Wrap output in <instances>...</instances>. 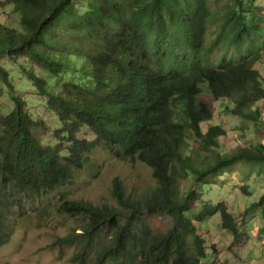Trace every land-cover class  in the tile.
I'll return each mask as SVG.
<instances>
[{
    "label": "trees",
    "instance_id": "obj_1",
    "mask_svg": "<svg viewBox=\"0 0 264 264\" xmlns=\"http://www.w3.org/2000/svg\"><path fill=\"white\" fill-rule=\"evenodd\" d=\"M257 1L227 0L213 11L208 0H0L16 23L0 20V58L20 67L19 75L60 122L54 131L59 143L44 145L14 75L0 60V99L12 103L8 112L0 105V246L17 228L24 199L71 184L99 149L124 162H144L156 183L134 195L114 177L117 206L63 193L57 212L81 225L56 244L77 247L73 262L209 264L202 262L208 253L198 229L216 214L238 239L244 223L224 202L203 200L199 186L239 162L262 167L264 143L223 152L226 129L201 127L213 120L214 109L200 93L206 84L213 100L233 104L227 112L262 118L256 104L264 102V75L256 64L264 56V13ZM217 21L207 46L208 26ZM221 42H250L253 49L212 63ZM83 127L92 140L79 137ZM262 206L264 216V193L250 208ZM145 213L168 214L172 225L155 230Z\"/></svg>",
    "mask_w": 264,
    "mask_h": 264
},
{
    "label": "rangeland",
    "instance_id": "obj_2",
    "mask_svg": "<svg viewBox=\"0 0 264 264\" xmlns=\"http://www.w3.org/2000/svg\"><path fill=\"white\" fill-rule=\"evenodd\" d=\"M257 2L261 4V12L264 13V0ZM225 3L227 0H208L213 11L223 8ZM80 4L85 5L83 1ZM11 9L0 6V20L15 26L16 23L7 19ZM219 22L209 24L207 46L211 45L216 36ZM250 48L253 49L250 42H243L238 46L233 44L228 46L226 42H221L211 52L210 58L212 63H218L223 58L237 59L242 54H246ZM0 60L1 64L14 75L13 81L17 91L26 99L27 109L37 121V131L43 144L48 147L55 146L59 142L55 139L54 131L60 127V122L55 114L46 108L45 97L34 87L29 86V83L26 84L24 76L19 75L21 69L16 63L6 56H2ZM256 68L264 75V56L263 61L256 64ZM200 100L211 103L214 109L213 120L201 124L203 131L213 124H221L227 131V137L221 146L223 152H230L240 145L264 143L263 101L256 104L262 110V118L254 120L227 112L226 106L231 107L233 104L226 99L213 100L206 84H202ZM0 105L4 107V112L12 109L8 97L0 99ZM78 135L88 140L94 138L88 127H83ZM117 176L124 182L128 194H144L156 183L151 168L144 162L138 161L132 164L118 159L107 150H96L93 153V160L76 174L71 184L41 198L24 199L25 208L18 212L21 215L18 214L17 228L11 234L9 241L0 246V264H78L71 260L77 251L76 246L56 244L59 238L70 234L73 229L81 225L76 218L63 216L57 212L60 196L65 193L71 200H85L97 205L109 203L117 206L112 194V181ZM191 182V178L186 182L183 181L184 191ZM199 189L203 192V200L224 202L237 222H243L245 225L241 229V236L236 240L231 232L222 228L219 214L199 226L198 233L205 239L208 253L202 262L264 264V232L261 229L264 226V216L261 212L263 206L250 208L251 204L257 202L264 193V165L260 167L259 164L239 162L233 171L221 176L209 177L206 183L200 184ZM196 207L200 208V203L197 202ZM143 217L146 224L158 231H166L172 225V218L168 214L145 213Z\"/></svg>",
    "mask_w": 264,
    "mask_h": 264
}]
</instances>
